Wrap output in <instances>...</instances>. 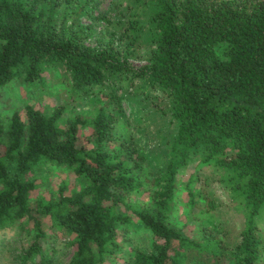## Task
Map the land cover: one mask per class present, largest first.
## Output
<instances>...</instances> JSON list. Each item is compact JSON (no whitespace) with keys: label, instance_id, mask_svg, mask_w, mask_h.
<instances>
[{"label":"trees","instance_id":"trees-1","mask_svg":"<svg viewBox=\"0 0 264 264\" xmlns=\"http://www.w3.org/2000/svg\"><path fill=\"white\" fill-rule=\"evenodd\" d=\"M81 1L0 0V86L43 82L61 67L73 100L103 99L66 118L62 103L0 111V230L22 239L18 264H53L59 240L65 264H264L254 219L264 216V0H113L94 39L70 15ZM130 91L163 120L154 171L134 135L118 130ZM194 158L223 171L222 188L245 215L233 245L206 223L192 235L171 220L177 172ZM49 163L67 166L78 187L38 192ZM144 192L147 200L131 199ZM133 221L151 232L145 248L125 239Z\"/></svg>","mask_w":264,"mask_h":264},{"label":"rangeland","instance_id":"rangeland-1","mask_svg":"<svg viewBox=\"0 0 264 264\" xmlns=\"http://www.w3.org/2000/svg\"><path fill=\"white\" fill-rule=\"evenodd\" d=\"M113 0H82L73 7L71 17L77 24L88 25L90 38L107 30L108 17L113 15ZM107 17V18H105ZM142 61L134 60V64ZM64 70L57 67L47 70V76L43 82H27L23 78H13L0 86V111L10 114L15 110L22 111L26 103H30L43 110H49L60 103L65 105L63 117L72 116L76 113L90 114L100 102H103L102 93L98 91L90 94L82 100H73L70 91V81L63 75ZM123 114L118 127L119 132H131L137 142V148L145 153L148 159L144 163L146 171H154L159 162L160 152L164 148L165 128L163 120L150 107H143L133 92H125L123 100ZM47 180L41 183L38 192L49 196L61 183L69 184L77 188L78 181L75 174L65 165L47 164L43 169ZM222 170L219 174L214 172L209 165L198 162L194 158L184 167H181L177 176L179 178L178 190L176 191L175 203L171 220L174 224L184 226L189 234L198 232L197 226L206 223L215 231L223 234L228 245H233L237 240V232L242 227L245 215L236 205L231 202L227 192L222 188ZM194 176L189 186L196 192V204L190 207L187 203L186 184L190 175ZM219 178V180H218ZM205 194L213 198L217 205L208 208ZM131 199L145 201L147 193L132 194ZM258 224V232L264 240V216H255ZM124 236L129 244L145 248L151 241V232L144 228L138 221H133L126 226ZM22 239L14 227L0 230V264H18L15 254L20 249ZM58 247L54 253L56 256L53 264H65L69 257L68 248L64 241L55 243ZM111 262L121 264V257H113ZM29 264V263H28Z\"/></svg>","mask_w":264,"mask_h":264}]
</instances>
